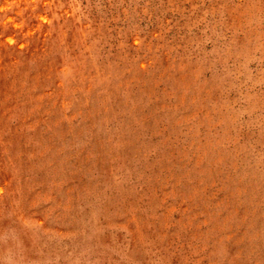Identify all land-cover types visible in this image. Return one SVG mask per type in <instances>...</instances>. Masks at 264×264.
<instances>
[{
  "label": "rangeland",
  "instance_id": "374dc122",
  "mask_svg": "<svg viewBox=\"0 0 264 264\" xmlns=\"http://www.w3.org/2000/svg\"><path fill=\"white\" fill-rule=\"evenodd\" d=\"M0 264H264V0H0Z\"/></svg>",
  "mask_w": 264,
  "mask_h": 264
}]
</instances>
